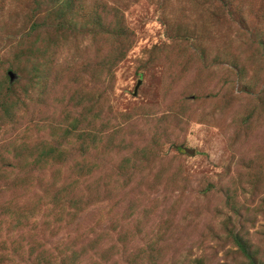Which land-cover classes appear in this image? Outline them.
<instances>
[{"label":"rangeland","instance_id":"1","mask_svg":"<svg viewBox=\"0 0 264 264\" xmlns=\"http://www.w3.org/2000/svg\"><path fill=\"white\" fill-rule=\"evenodd\" d=\"M33 1L0 0V80L20 49L30 46L33 22L49 15L47 9L38 14ZM231 1L234 6L224 9L217 0H76L78 9L69 17L79 26L76 33L60 34L48 25L41 37L29 39L36 38L32 49L59 44L52 52L58 67L48 104L27 100L19 125L0 135L10 141L39 127L30 137L69 151L68 163L49 171L71 174L80 164L94 165L103 176L93 186L136 188L127 199L137 201L143 236L168 239L158 247L159 264H242L225 232L229 217H247L255 224L251 235L264 234V0ZM102 5L118 7L132 34L133 47L115 66L108 36L82 28L96 13L105 17ZM107 20L119 23L114 16ZM14 72L16 90L24 94L31 86ZM82 104L93 112L87 128L92 135L68 144L63 123L78 117ZM118 123L129 126L118 133ZM105 132L109 153L102 144L91 145ZM179 146L192 156L180 155ZM123 166L139 175L119 177ZM208 188L215 192L199 195ZM227 188L237 193L238 215L227 205ZM157 190L167 197L153 201ZM102 215L92 218L97 231L106 226Z\"/></svg>","mask_w":264,"mask_h":264},{"label":"trees","instance_id":"2","mask_svg":"<svg viewBox=\"0 0 264 264\" xmlns=\"http://www.w3.org/2000/svg\"><path fill=\"white\" fill-rule=\"evenodd\" d=\"M217 2L224 9L234 6L231 0ZM33 6V9H38V14H41V9H47L49 15L44 21L39 17L33 22L30 36L26 39L30 46L20 49V54L12 61L11 70L0 80V135L8 127L19 125L21 113L29 110L27 100L44 106L50 99L53 83L50 79L55 74L53 70L58 67L52 52L59 44L52 40L39 49H32L36 48V38L29 39L33 35L41 37V31L48 25H52L60 34H65L66 29L74 33L79 29L77 23L69 19L73 15L72 9H78L76 0H34ZM100 9H106L103 12L105 17L96 13L90 22L81 26L85 31L96 30L97 35L108 36L111 52L117 55L113 61L115 66L124 60L133 47L132 34L118 7L102 5ZM107 9L111 11L107 12ZM106 16H114L118 19V25L108 21ZM35 33L38 34L35 36ZM83 66L84 63L79 65L80 68ZM12 70L18 71L26 80L25 84L31 86L22 91L24 94L17 92L19 84L14 83L18 77L12 81L10 72L17 76ZM80 106L78 117L73 121L68 117L63 123L67 128L62 139L68 144H72L73 139L75 144L87 142L85 138L92 135L87 129L92 109L84 104ZM126 118L122 120H130ZM125 126L129 124L118 123L116 132H122ZM34 130L41 131L39 127H29L24 132L27 135L10 141H6L5 137L0 139V264H159L163 250L158 247L168 239L164 235L149 239L143 236L139 220L142 214L138 212L137 201L127 199L136 188L128 185L111 188L108 184L93 186L90 182L99 181L103 176V172L94 165L88 167L87 164H80L71 174L64 173L60 168L49 171L53 166L68 163L69 151L61 147L62 143L55 145L41 137L33 139L30 136ZM12 131L15 129L12 128ZM105 134L96 135L91 145L100 149L102 144L105 153H109L112 149L102 137ZM122 141L125 142V139ZM177 151L180 155L192 156L182 146L177 147ZM126 162L131 163V160ZM132 167L137 171L135 164ZM136 171L127 172V167L123 166L118 176L133 180L139 175ZM227 189V205H232L238 215L241 209H236L237 193L231 188ZM159 191H156L158 196L153 201L167 197L160 195ZM214 192L215 189L208 188L198 193L208 196ZM127 201L128 205L122 211L123 202ZM92 211L103 214L105 229L97 231ZM129 217L137 218V223L133 225ZM224 226L227 237L237 247L235 255L242 264H264V248L259 246L260 242L264 243V234L251 235L250 229L255 228V224L250 219L240 215L236 219L229 217ZM143 242L145 245H142Z\"/></svg>","mask_w":264,"mask_h":264},{"label":"water","instance_id":"3","mask_svg":"<svg viewBox=\"0 0 264 264\" xmlns=\"http://www.w3.org/2000/svg\"><path fill=\"white\" fill-rule=\"evenodd\" d=\"M10 76H11L12 81H15V79L17 78V76L12 72H10ZM141 85H142V81H140L138 86L136 87L135 96L138 95V91Z\"/></svg>","mask_w":264,"mask_h":264}]
</instances>
